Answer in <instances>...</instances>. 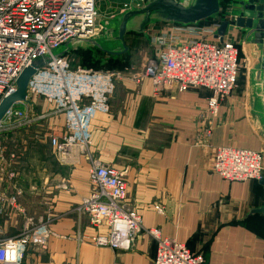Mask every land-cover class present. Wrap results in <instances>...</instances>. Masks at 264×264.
<instances>
[{"label":"crops","instance_id":"crops-1","mask_svg":"<svg viewBox=\"0 0 264 264\" xmlns=\"http://www.w3.org/2000/svg\"><path fill=\"white\" fill-rule=\"evenodd\" d=\"M97 65L89 67L103 64ZM123 69L109 111L91 121V158L123 173L126 205L141 215L143 228H158L200 253L205 264H264V217H245L249 207L261 204L264 187L259 180L227 182L212 171L219 146L264 150L249 91L236 88L211 118L208 91L179 92L173 83L154 91L148 79L134 81L141 68L128 60ZM25 102L20 108L34 115L53 109L41 98ZM48 121L56 122L54 134L63 133L62 114L35 124ZM37 137L24 136L20 144L26 143V150L16 154L6 151L3 142L12 143V136H0V242L17 236L26 223L41 221L49 230L47 247L28 246L19 264H154L155 243L152 249L145 235L130 250L89 241L103 230L75 212L92 188L88 160L81 156L75 165L61 163L49 141L43 146L44 136ZM154 206L162 207V213Z\"/></svg>","mask_w":264,"mask_h":264},{"label":"built area","instance_id":"built-area-1","mask_svg":"<svg viewBox=\"0 0 264 264\" xmlns=\"http://www.w3.org/2000/svg\"><path fill=\"white\" fill-rule=\"evenodd\" d=\"M100 0H0V101L14 92L22 70L31 61L56 49L73 37L91 38L102 33L98 17ZM144 0H116L118 13L139 8ZM221 20L198 25L161 24L147 37L152 51L147 63L134 77L148 79L154 91L169 83L179 92L204 89L206 112L217 115L220 102L237 87L240 44L226 31L216 32ZM124 69L88 67L70 69L66 56L52 59L35 71L26 88V101L32 95L43 97L51 112L35 114L11 105L0 119V136L29 127L46 117L62 114L64 131L49 136L55 157L64 164L88 160L90 192L83 196L75 212L87 217L96 229L91 237L97 246L128 250L142 228L155 243L154 264H205L195 253L156 227L143 228L142 217L126 205L127 183L113 166L91 158L90 125L97 113L109 111V97ZM210 134L209 128L205 131ZM212 171L227 182L260 180L264 175V150L219 146L213 153ZM9 204L14 206L15 199ZM162 213V207L154 206ZM49 230L45 223H26L17 236L0 242V264H19L28 246L46 248Z\"/></svg>","mask_w":264,"mask_h":264},{"label":"water","instance_id":"water-1","mask_svg":"<svg viewBox=\"0 0 264 264\" xmlns=\"http://www.w3.org/2000/svg\"><path fill=\"white\" fill-rule=\"evenodd\" d=\"M238 16L244 17L242 30L248 58V91L253 116L264 134V0H237ZM221 0H144L139 8H131L105 23L102 33L91 38L73 37L64 40L51 54L43 55L25 67L16 81L14 92L0 101V119L8 108L26 101L29 78L36 70L52 59L72 53H89L94 64L125 63L129 48L126 34L132 33L147 38L146 27L152 24L176 23L198 25L212 19H220ZM236 22L222 20L216 34L221 38ZM264 187V175L259 180ZM264 217V199L259 206L247 209L246 218Z\"/></svg>","mask_w":264,"mask_h":264},{"label":"rangeland","instance_id":"rangeland-1","mask_svg":"<svg viewBox=\"0 0 264 264\" xmlns=\"http://www.w3.org/2000/svg\"><path fill=\"white\" fill-rule=\"evenodd\" d=\"M99 2H101V1H99ZM99 2L97 5L98 17H101V23L103 24L102 27H104L105 23H108L109 21L111 22L112 19H114L118 15L117 14L118 13V8H117L118 5H116V3H114L113 1H108V0L102 1L101 4H99ZM160 26H161V23H156V24H152V25L147 26L146 27L147 37L149 35V31H151L153 29H160ZM229 30H227V31H229L231 33L232 38L235 39V41L240 44V50H239L240 68H239V72H238V76H237V87L236 88H242L243 90L248 91V58L245 54V49L243 46V40L237 33H233V31H231V28H229ZM125 43L129 48V58H128L129 62L142 69V67L147 63L148 59L152 55V51H151L148 39L144 38L140 35H134L132 33H129V34H126V36H125ZM66 59L68 60V63L70 65V69H72V70L85 69V68H88L90 65H92V56L89 53L68 54V55H66ZM32 98H41L47 104L51 105L43 97L32 95ZM15 106L26 107V102L15 103ZM28 107H31V106H29V104H28ZM50 122L51 121H48L46 123L34 124L31 127H26L24 129L15 130L13 132L8 133L7 135L5 134L6 138L8 136H9V138L12 136V139H11L12 143H11V141L8 142L10 139H8L7 141H3V142H6L5 143V146L7 148L6 151H9V152L13 151L14 153L16 152V154H17V153H21L24 150H26V147L23 148V146L26 143L20 144V140H22L24 136H27V138L39 136L37 138H41V139L44 136L43 137V140H44L43 146L48 145L49 136L55 133L53 131V129L51 128V126L55 127V125H56V122L53 121L51 125H50ZM32 146L33 145H30V147H32ZM44 151H45V148H44ZM90 226L92 228H94L91 224H90ZM140 235L147 236L150 239L149 243L151 245V248L154 249L153 240L150 238V236L142 228L136 233L135 238L133 240L134 241L133 245L135 244V239ZM89 241H91V238ZM48 242H49V240H48ZM48 242H47V245H48ZM94 246H97V245L94 244ZM131 246H132V244H131ZM148 250H149V247H148ZM113 264H116V263L114 262ZM150 264H152L151 261H150Z\"/></svg>","mask_w":264,"mask_h":264},{"label":"flooded vegetation","instance_id":"flooded-vegetation-1","mask_svg":"<svg viewBox=\"0 0 264 264\" xmlns=\"http://www.w3.org/2000/svg\"><path fill=\"white\" fill-rule=\"evenodd\" d=\"M237 0H221V12H220V20H227L229 22H236L238 24V27H230L231 31L233 33H237L242 40L246 37V32L242 30L244 17L238 16L240 14V11L236 9Z\"/></svg>","mask_w":264,"mask_h":264},{"label":"trees","instance_id":"trees-1","mask_svg":"<svg viewBox=\"0 0 264 264\" xmlns=\"http://www.w3.org/2000/svg\"><path fill=\"white\" fill-rule=\"evenodd\" d=\"M205 22H207V21H205ZM205 22H203V23H205ZM128 60L125 63H114V62H112V63H108V64H103L102 67H108V68H114V69H123V67L128 63ZM90 66L98 67V65L94 64L93 62H92V65H90Z\"/></svg>","mask_w":264,"mask_h":264}]
</instances>
